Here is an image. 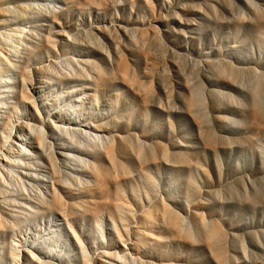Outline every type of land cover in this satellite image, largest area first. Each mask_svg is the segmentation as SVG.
I'll return each instance as SVG.
<instances>
[{
	"label": "rangeland",
	"instance_id": "obj_1",
	"mask_svg": "<svg viewBox=\"0 0 264 264\" xmlns=\"http://www.w3.org/2000/svg\"><path fill=\"white\" fill-rule=\"evenodd\" d=\"M0 53V264H264V0H0Z\"/></svg>",
	"mask_w": 264,
	"mask_h": 264
},
{
	"label": "bare ground",
	"instance_id": "obj_2",
	"mask_svg": "<svg viewBox=\"0 0 264 264\" xmlns=\"http://www.w3.org/2000/svg\"><path fill=\"white\" fill-rule=\"evenodd\" d=\"M43 16H45V15H43ZM2 51V50H1ZM5 51V50H4ZM1 55L2 54H4V53H0ZM0 55V56H1ZM3 57H4V60H5V58H6V56H4L3 55ZM2 57V58H3ZM7 59V58H6ZM2 60V59H1ZM8 60V59H7ZM3 61V60H2ZM1 62V61H0ZM0 64H2V63H0ZM4 65V64H3ZM2 66V65H1ZM0 71H1V69H0ZM2 84V83H1ZM26 127L27 126H25V125H21V126H18V128H21V129H26ZM12 131H13V129L10 131L11 133H10V135L12 136ZM19 135V134H18ZM39 137H40V135H39ZM42 137V136H41ZM11 137H6V142H8V140L10 139ZM5 142V143H6ZM39 143H41V145H42V143L43 142H39ZM5 146H6V144H5ZM24 156V155H23ZM4 158H0V176H2V177H6L7 179L9 178H11V179H14V176L12 175V173L10 172V171H6L4 168H3V162H4ZM2 182V181H1ZM19 191V190H18ZM6 193V192H5ZM7 194V193H6ZM2 222H1V220H0V225H2L1 224Z\"/></svg>",
	"mask_w": 264,
	"mask_h": 264
}]
</instances>
